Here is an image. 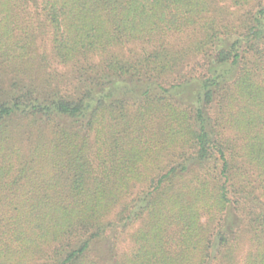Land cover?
Masks as SVG:
<instances>
[{
  "label": "trees",
  "instance_id": "16d2710c",
  "mask_svg": "<svg viewBox=\"0 0 264 264\" xmlns=\"http://www.w3.org/2000/svg\"><path fill=\"white\" fill-rule=\"evenodd\" d=\"M0 264H264V0H0Z\"/></svg>",
  "mask_w": 264,
  "mask_h": 264
},
{
  "label": "rangeland",
  "instance_id": "374dc122",
  "mask_svg": "<svg viewBox=\"0 0 264 264\" xmlns=\"http://www.w3.org/2000/svg\"><path fill=\"white\" fill-rule=\"evenodd\" d=\"M236 11V14H237V10H235V9H233V11L232 12H235ZM240 12V11H239ZM240 14V13H239ZM59 70L61 71L60 73H65L66 72V69H64V68H62V67H60L59 68ZM128 200H130V198L128 199ZM119 211H120V208L119 209H117L116 211H115V213L116 214H118L119 213ZM116 214H114V215H116ZM136 227V226H135Z\"/></svg>",
  "mask_w": 264,
  "mask_h": 264
}]
</instances>
